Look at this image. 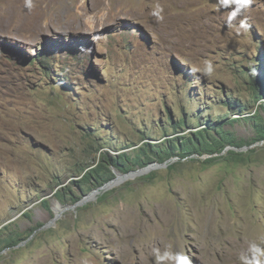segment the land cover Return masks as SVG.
Listing matches in <instances>:
<instances>
[{"label":"rangeland","instance_id":"374dc122","mask_svg":"<svg viewBox=\"0 0 264 264\" xmlns=\"http://www.w3.org/2000/svg\"><path fill=\"white\" fill-rule=\"evenodd\" d=\"M58 1L0 0V264H264V141L229 126L264 116V0ZM219 123L240 163L84 185L101 156Z\"/></svg>","mask_w":264,"mask_h":264},{"label":"trees","instance_id":"16d2710c","mask_svg":"<svg viewBox=\"0 0 264 264\" xmlns=\"http://www.w3.org/2000/svg\"><path fill=\"white\" fill-rule=\"evenodd\" d=\"M253 99L263 100L264 94L255 93ZM254 103H258L254 100ZM236 115L245 116L247 114H253L252 110H248L247 107L241 106L235 108ZM168 118V121L172 120ZM257 119L254 127L257 132V136L252 140V143L264 141V116L255 112L252 117L235 118L229 122V126L240 123L243 120ZM201 122H198L200 124ZM195 124V122H194ZM173 129L178 131L183 125H186L184 119L174 124L172 122ZM212 131L205 128L197 131L193 136L178 138L175 141H169L167 143H160L159 145L146 144L143 148L135 151L133 154L128 155L126 153L121 154L118 158H112L110 156H101L99 164L87 170L84 169V185L88 183L96 182L98 190L103 193L102 189L107 183L112 182L115 179L114 170H119L122 174L128 175L132 172L139 171L141 169L149 167L152 163H168L169 161L179 158L181 160L191 159L197 156H207V164H213L218 160H224L229 163H240L244 153L237 151L246 144V141L239 140L232 132L226 130L227 124L213 125ZM149 139V138H146ZM228 147L232 149L227 150ZM95 166V165H93ZM111 173V174H109ZM149 179H152V175H148ZM61 193L58 195V197ZM78 202V199H73Z\"/></svg>","mask_w":264,"mask_h":264},{"label":"clouds","instance_id":"9594fccd","mask_svg":"<svg viewBox=\"0 0 264 264\" xmlns=\"http://www.w3.org/2000/svg\"><path fill=\"white\" fill-rule=\"evenodd\" d=\"M236 3L239 5H247L250 3V0H236ZM25 7L29 9V11L33 7L32 0H25ZM235 15V13H233ZM242 27H246V24L242 22ZM207 74H211L212 72V66L210 63H208L207 68L205 69ZM178 264H190V261L187 259V257H177Z\"/></svg>","mask_w":264,"mask_h":264},{"label":"water","instance_id":"95a60500","mask_svg":"<svg viewBox=\"0 0 264 264\" xmlns=\"http://www.w3.org/2000/svg\"><path fill=\"white\" fill-rule=\"evenodd\" d=\"M153 168H155V166H150V167H147V168H144V169H141L139 171H136V172H132L128 175H125V176H120L118 178V180H113L112 182L106 184L102 189L105 191V190H109L111 188H113L114 186L118 185L120 182H124L125 180H128L130 178H135L137 176H140V175H143V174H146L148 172H150Z\"/></svg>","mask_w":264,"mask_h":264},{"label":"bare ground","instance_id":"6f19581e","mask_svg":"<svg viewBox=\"0 0 264 264\" xmlns=\"http://www.w3.org/2000/svg\"><path fill=\"white\" fill-rule=\"evenodd\" d=\"M61 1V0H60ZM143 1V0H142ZM151 1V0H150ZM57 4H59V1L56 0ZM146 2V1H145ZM62 7V6H61ZM59 7L57 6L55 9H54V6L53 4H48L46 8H43L42 11L45 12V14L51 16V15H54L55 13H58L59 12ZM21 11V10H20ZM34 13H36L34 11Z\"/></svg>","mask_w":264,"mask_h":264},{"label":"snow or ice","instance_id":"6c2138e0","mask_svg":"<svg viewBox=\"0 0 264 264\" xmlns=\"http://www.w3.org/2000/svg\"><path fill=\"white\" fill-rule=\"evenodd\" d=\"M224 3H228V0H224Z\"/></svg>","mask_w":264,"mask_h":264}]
</instances>
